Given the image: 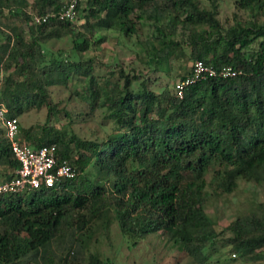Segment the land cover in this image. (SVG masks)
<instances>
[{"label":"trees","instance_id":"obj_1","mask_svg":"<svg viewBox=\"0 0 264 264\" xmlns=\"http://www.w3.org/2000/svg\"><path fill=\"white\" fill-rule=\"evenodd\" d=\"M63 1L0 0V103L5 116L17 119L20 137L31 146L54 143L57 158H66L76 171L54 187L0 194V264L43 257L65 230L71 242L66 255L74 257V245L82 247L92 231L106 229L112 221L133 245L163 230L195 264H203L218 236L213 218L202 208L207 170L218 165L216 185L224 191L239 178L264 182V0H232L251 17L242 20L234 14L227 26L216 16L220 0L208 5L199 0H81L79 28L55 17L29 23L31 14L58 10ZM178 23L185 33L182 40L173 37ZM98 29L116 30V43L143 64L186 46L192 62L231 65L240 72L207 76L185 86L179 97L175 83L187 73L173 83L172 92L155 90L140 69L119 67L101 76L94 72V57L62 59L46 50L49 40L68 36L72 49L84 52L104 40ZM70 73L84 83L69 95L91 112L100 110L110 123L108 128L99 123L102 136L84 137L54 125L61 112L67 125L73 122L49 90L66 86ZM42 105L43 123L20 125V115ZM18 166L0 123V183L11 179ZM228 228L233 236L226 241L234 254L260 257L264 207L237 217Z\"/></svg>","mask_w":264,"mask_h":264},{"label":"rangeland","instance_id":"obj_2","mask_svg":"<svg viewBox=\"0 0 264 264\" xmlns=\"http://www.w3.org/2000/svg\"><path fill=\"white\" fill-rule=\"evenodd\" d=\"M209 2V0H199L201 5H208ZM234 14L242 20L251 17L248 11L237 9L232 0L218 2L216 16L223 26L234 22ZM79 20L74 25L76 28H79L83 22V19ZM165 21L162 22L165 23ZM172 29L166 27L167 31ZM182 31L181 24L178 23L174 28L173 37L182 40L185 38L183 36L185 33ZM98 34L104 36V40L96 47L91 46L81 53H76L72 49V41L68 36L49 40L45 44L46 50L62 59L94 57V72L101 76H107L108 72L117 71L119 67H124L129 72L140 69L142 76L149 79L151 88L155 90L165 88L170 92L173 90V83L188 73L193 60L189 56V48L185 46L182 49L177 48L158 62L150 59L143 64L135 59L131 50L125 45L116 43V30L98 29ZM252 46L256 47V44ZM83 83V77L70 73L66 86L49 87L52 99L59 101L60 107L65 106L73 120L70 125H67L69 119L61 112L54 125L60 128L65 127L67 130L71 129L84 137L95 136V134L102 136L104 131L99 123L105 122L106 128L110 126V123L102 118L100 110L95 109L91 112L89 106L81 99L72 94L69 95L71 90ZM18 119L20 125L25 127L29 124L43 123L46 119L45 105L40 108L31 106ZM217 169L218 165L212 166L204 175L205 199L202 208L213 218L218 236L213 247L206 250L208 259L203 264H264V246L257 249L260 250V257L248 259L237 252L234 254L231 243L226 241L233 236V232L228 228L232 221L250 211L259 212V209L264 207V182L256 183L239 178L230 191H224L216 185ZM69 239L70 233L65 230L46 247L43 257L36 256V260L33 261L30 256H27L23 262L25 264H93L91 258L95 257L107 264H195L193 259L186 255L178 244L173 243L163 230L147 234L133 245L129 237L122 233L116 221H112L106 229L92 231L90 236L85 238L82 247L74 245L76 250L74 257L66 255L71 246Z\"/></svg>","mask_w":264,"mask_h":264},{"label":"built area","instance_id":"obj_3","mask_svg":"<svg viewBox=\"0 0 264 264\" xmlns=\"http://www.w3.org/2000/svg\"><path fill=\"white\" fill-rule=\"evenodd\" d=\"M81 0H64L58 10L43 14H31V24L47 22L51 17L60 20L79 22L78 12ZM264 70V65H263ZM240 71L231 65L216 68L212 63L194 60L189 72L175 83L176 95L182 97L183 88L191 83L205 79L207 76H233ZM6 108L0 103V123L5 128V137L19 166L14 176L0 183V194H17L40 186L54 187L62 179L72 178L76 171L66 158L58 159L54 143L33 147L18 132V122L14 117L5 116Z\"/></svg>","mask_w":264,"mask_h":264}]
</instances>
